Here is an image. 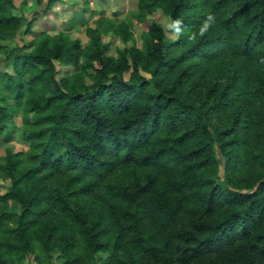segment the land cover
<instances>
[{
	"label": "trees",
	"instance_id": "16d2710c",
	"mask_svg": "<svg viewBox=\"0 0 264 264\" xmlns=\"http://www.w3.org/2000/svg\"><path fill=\"white\" fill-rule=\"evenodd\" d=\"M138 7L144 48L118 56L103 32L127 44L132 24L104 17L88 47L0 44V147L10 99L30 142L0 165V264H264V0ZM16 10L0 0V42L32 32Z\"/></svg>",
	"mask_w": 264,
	"mask_h": 264
},
{
	"label": "rangeland",
	"instance_id": "374dc122",
	"mask_svg": "<svg viewBox=\"0 0 264 264\" xmlns=\"http://www.w3.org/2000/svg\"><path fill=\"white\" fill-rule=\"evenodd\" d=\"M17 10L16 14L24 15L30 22L36 19L34 25L35 33L20 32L12 37L2 40L1 45L8 48H18L19 50L30 51L35 45L38 38L48 31L52 35L60 32L67 33L72 39L81 41L83 47L90 45L91 39L87 30L98 27V20L101 17L115 21H129L132 24L133 39L127 44L122 42L118 37H114L112 31L103 32L104 42L110 45V54L118 56L119 49H125L131 46H137L140 49L144 48L143 34L144 26L140 23L138 14V0H55L52 10L45 17L37 20L38 12L44 11L45 8H39L35 0H14ZM87 9L88 11H85ZM148 25L156 22L167 29L169 40L177 39V35L173 32L174 23L164 13L162 9H158L154 14L147 16ZM5 53L0 50V75L7 72L15 75L12 68L5 67ZM72 68H65L63 73L68 74ZM25 81V77L19 78ZM11 104H16V110L10 112L12 118L7 123V128L3 133L0 147V165L5 162L6 157L10 153H26L29 150L30 142L27 135L24 133L25 126L23 124L24 103L23 101L15 102L10 99ZM3 106V104L0 103ZM0 192L5 194L10 188L11 182L5 177L0 178ZM33 259H29V263Z\"/></svg>",
	"mask_w": 264,
	"mask_h": 264
},
{
	"label": "clouds",
	"instance_id": "9594fccd",
	"mask_svg": "<svg viewBox=\"0 0 264 264\" xmlns=\"http://www.w3.org/2000/svg\"><path fill=\"white\" fill-rule=\"evenodd\" d=\"M212 19H213L212 17H209L208 21H206L205 24L203 25V27L200 29V35L201 36H203L205 34V32L208 30V28L210 27V21H212ZM180 23L181 22L179 20H177L175 22L174 26L176 27L177 31L180 30V28H179Z\"/></svg>",
	"mask_w": 264,
	"mask_h": 264
},
{
	"label": "crops",
	"instance_id": "0c3cea01",
	"mask_svg": "<svg viewBox=\"0 0 264 264\" xmlns=\"http://www.w3.org/2000/svg\"><path fill=\"white\" fill-rule=\"evenodd\" d=\"M59 1H63V0H59ZM85 11H88L87 9H84ZM38 18H37V20H40V19H42V17H45V13H44V11H39L38 13ZM36 24V21H35V23L33 24V27H32V32L31 33H29V34H33V33H35V31H34V25ZM43 32H46V33H48V34H51L50 32H48V31H43ZM52 35V34H51Z\"/></svg>",
	"mask_w": 264,
	"mask_h": 264
}]
</instances>
